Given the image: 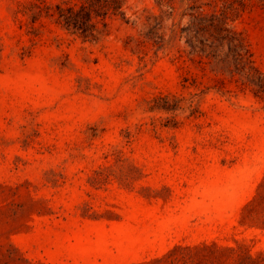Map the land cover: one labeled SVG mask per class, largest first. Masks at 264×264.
Listing matches in <instances>:
<instances>
[{"label":"rangeland","instance_id":"1","mask_svg":"<svg viewBox=\"0 0 264 264\" xmlns=\"http://www.w3.org/2000/svg\"><path fill=\"white\" fill-rule=\"evenodd\" d=\"M76 1L0 0V264H264V0Z\"/></svg>","mask_w":264,"mask_h":264},{"label":"trees","instance_id":"2","mask_svg":"<svg viewBox=\"0 0 264 264\" xmlns=\"http://www.w3.org/2000/svg\"><path fill=\"white\" fill-rule=\"evenodd\" d=\"M120 4L117 0H77L72 5L57 4L51 13L56 23L73 33H78L84 40L98 39L102 33L97 24L101 21L105 26L104 18L109 12H119Z\"/></svg>","mask_w":264,"mask_h":264}]
</instances>
